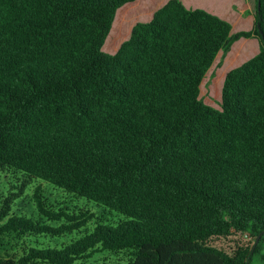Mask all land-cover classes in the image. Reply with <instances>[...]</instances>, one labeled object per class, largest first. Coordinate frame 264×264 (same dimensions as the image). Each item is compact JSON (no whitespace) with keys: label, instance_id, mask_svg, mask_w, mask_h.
Returning <instances> with one entry per match:
<instances>
[{"label":"trees","instance_id":"16d2710c","mask_svg":"<svg viewBox=\"0 0 264 264\" xmlns=\"http://www.w3.org/2000/svg\"><path fill=\"white\" fill-rule=\"evenodd\" d=\"M134 1L0 0V167L121 215H101L61 248H23L27 236H59L95 218L56 209L39 187L38 218L13 213L0 224V264H72L104 250L128 251L124 264L264 257V0L254 27L238 32L168 0L121 44L129 28L114 34L116 13ZM107 37L114 54L103 50ZM241 38L260 49L226 74L218 109L201 85ZM238 233L258 243L213 242ZM10 237L20 256L1 252Z\"/></svg>","mask_w":264,"mask_h":264},{"label":"rangeland","instance_id":"374dc122","mask_svg":"<svg viewBox=\"0 0 264 264\" xmlns=\"http://www.w3.org/2000/svg\"><path fill=\"white\" fill-rule=\"evenodd\" d=\"M167 1L168 0H136L119 8L115 17L116 20L118 16L114 34H119L126 25L129 28V32L123 38L121 44L130 37L132 28L137 22L151 20L154 12ZM182 1L189 8H203L228 20L233 25V32L250 30L255 25L257 10L256 0ZM108 37L103 46V50L109 54H114V47L109 46V44L107 45ZM259 49L260 45L257 38H241L234 43L228 52H224L223 50L220 51L214 64L203 79L200 95L203 101L213 107L221 109L222 89L226 74L231 69L240 66L256 55ZM216 80L218 82V89L213 88V84ZM39 187L42 189V195L45 197L46 202L52 204L56 209L63 208L67 212L78 215L81 212L87 211V213H94L95 218L91 219L87 225L59 236L50 234L27 236L23 239V248L25 246L28 248L35 247L40 249L61 248L79 239L86 233L91 232L101 215H104L103 217H105V220L110 223H114L121 218L120 214L114 211L113 213H108L105 210L106 208L102 205L90 201L85 197L75 196L56 187L50 182L37 178H29L24 176L22 172H17L14 176V174L11 175L0 167V224L6 222L13 213L38 218L39 213L35 205V193ZM4 209L6 212H4ZM62 222L63 221H47V223L52 226H59ZM15 242L16 240H13L11 237L7 238L5 241L6 246L1 249V252L4 254L7 250L9 253H16V255L20 256L22 253L20 250H16L17 252L12 250V245L15 244ZM213 242L219 247L233 250L237 245L252 246L254 243H257V240L255 241V237L251 234L243 235L242 233H238L228 237L214 239ZM130 258L131 254L128 251L113 253L104 250L93 253L90 257L78 259L72 264H124L127 263ZM255 264H264V257L261 255L257 256Z\"/></svg>","mask_w":264,"mask_h":264},{"label":"water","instance_id":"95a60500","mask_svg":"<svg viewBox=\"0 0 264 264\" xmlns=\"http://www.w3.org/2000/svg\"><path fill=\"white\" fill-rule=\"evenodd\" d=\"M259 240V239H258ZM258 240H257V243H258Z\"/></svg>","mask_w":264,"mask_h":264},{"label":"crops","instance_id":"0c3cea01","mask_svg":"<svg viewBox=\"0 0 264 264\" xmlns=\"http://www.w3.org/2000/svg\"><path fill=\"white\" fill-rule=\"evenodd\" d=\"M115 52H116V50H115ZM115 52H114V53H115Z\"/></svg>","mask_w":264,"mask_h":264}]
</instances>
